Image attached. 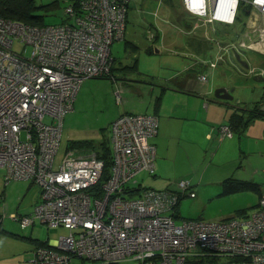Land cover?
<instances>
[{
	"label": "built area",
	"instance_id": "1",
	"mask_svg": "<svg viewBox=\"0 0 264 264\" xmlns=\"http://www.w3.org/2000/svg\"><path fill=\"white\" fill-rule=\"evenodd\" d=\"M130 3L70 2L64 9L67 22L57 25L29 26L0 17V169L6 183L32 181L40 189V202L12 217L23 230L40 222L69 231L33 249L30 263L264 264V195L244 218L181 223L175 220L178 203L197 197L191 181L178 182L176 191L143 188L133 196L136 177L156 171L151 140L158 135L159 118L154 114H123L112 122L113 165L102 183L105 164L96 153L69 149L55 168L64 121L82 84L112 73V46L124 39ZM182 3L202 25H235L241 4L250 7L249 21L264 17V0ZM219 59L207 63L209 73ZM250 72L264 76L263 68ZM209 73L198 78L206 83ZM117 99L122 100L119 92ZM215 131L221 140L234 136L228 124Z\"/></svg>",
	"mask_w": 264,
	"mask_h": 264
},
{
	"label": "rangeland",
	"instance_id": "2",
	"mask_svg": "<svg viewBox=\"0 0 264 264\" xmlns=\"http://www.w3.org/2000/svg\"><path fill=\"white\" fill-rule=\"evenodd\" d=\"M54 2L59 4L57 10L46 11L45 8L39 10L47 25L62 23V19L65 18L64 9L68 5V1L36 0L38 6L44 7ZM137 2L140 3V0H137ZM157 5L158 0H147L136 11L130 13L127 34L130 32H138L139 34L135 43L139 48L136 53L130 48L126 50L125 38L116 41L112 46V56L120 59L115 63V68H119L114 70L115 74L128 72V68L122 70L121 68L130 66V62L137 58L139 71L154 76V80L157 82L148 78V76L143 77L140 72L122 74L127 77L120 80L90 79L85 81L80 88L81 96L77 97L74 111L65 118L60 150L55 157V168L60 165L66 151L72 149V147L94 146L96 151H100L102 144L110 142L111 124L119 113L131 111L135 112L134 114H152L161 110L162 100H164L162 104L164 108L161 110V117H159V120H161L164 117L163 112L176 108L174 95L177 94L172 88H180L178 84L173 83L171 85L161 79L173 78L180 71V79L184 80L190 77L189 84H193V89L185 91L180 101L188 108L187 119L184 120L182 117L172 119L168 132L165 133L162 130L160 136L151 140L156 147V152L158 151L159 161L156 158L154 175L142 172L136 177L137 188L176 191L178 190V182L182 180L191 181L195 186L197 197L182 199L175 219L177 223L187 219L220 221L233 217L244 218L256 211L260 200L259 193L253 190H242L234 194L222 195V182L230 176H234L238 180H253L260 185L264 194V148H257L256 146L255 149L250 151V146H247L246 150L241 151L238 148H230L219 153L216 147L203 148L202 138L199 134L200 130L193 120H198L200 123L203 120L198 113H195L200 100L202 101V107L205 103V106L213 104L218 108L215 113L211 114V117L218 119L220 122L230 120L235 110L241 111L247 107L251 108L250 106L258 102L264 92V76H253L250 71L264 69V56L251 50H240L238 40L232 41V39H229L228 42H222L218 39L214 35V31L224 29V25H202V22H199V27H197L193 23L197 20L189 15V21H193L190 22V28L181 27L177 30L169 24L167 26L171 27L167 28L170 29L171 38L169 42L166 44L162 42L163 45L158 46L161 48L160 53L147 54L148 43L144 38V33H150L147 30L150 27V17H147V13L154 10ZM162 11L163 9L160 10L163 14ZM155 18L160 23L163 21L158 10ZM260 23L261 21L258 20L253 24L257 27V25L260 26ZM218 32L220 37L224 35L222 31ZM228 32L229 36L226 37L240 35V32L234 35L231 31ZM198 35L200 39L204 40V52L198 49L201 51L199 52L194 44L192 45ZM230 41L231 43H229ZM260 41L259 38L256 40V42ZM194 43L196 42L194 41ZM233 46L237 47L236 50L231 49ZM15 49L21 52L23 49L22 44L17 41ZM236 53H240V58L231 57ZM219 57L222 59L217 62V67L209 73L207 63L216 64V59ZM198 62L197 68H193ZM200 66H206V69L199 68ZM206 72L209 74L208 82L205 83L198 78V74ZM141 77L144 79L139 80ZM157 84L161 85L156 86ZM219 88L227 89L233 99L218 100L215 93ZM117 92L121 95V101L117 99ZM157 101L161 107H159V104L157 105ZM179 114L183 113L180 112ZM228 114H230L229 117ZM261 143L263 144V142ZM157 165L161 171L157 170ZM3 174H5V170L1 169L0 178L3 177ZM29 186L31 188L27 193ZM6 187V194L0 198L2 206L0 215L3 219H7V223L16 228L18 227L21 232L30 233V228L22 230L10 213L18 207L21 199L24 198V195H20V191H23V194L27 193V197L31 199L33 194L37 195V191L40 190L39 187L30 181H12ZM33 207L28 205L23 208L32 210ZM5 208H7V211ZM68 233L69 231L63 227L48 229L45 225L37 222L34 235L40 239L53 241L61 236L68 235ZM30 258L31 254H23V264H29ZM75 264L104 263L77 259ZM120 264L133 263L124 262Z\"/></svg>",
	"mask_w": 264,
	"mask_h": 264
},
{
	"label": "crops",
	"instance_id": "3",
	"mask_svg": "<svg viewBox=\"0 0 264 264\" xmlns=\"http://www.w3.org/2000/svg\"><path fill=\"white\" fill-rule=\"evenodd\" d=\"M143 2H147V0H140V3H138L137 0H132L130 3L129 9H128V13H127L126 32H125V36H124V38L126 39L125 48H126V50L130 48L132 51H134V53H136V51L139 49L135 44L137 41V36H139V34H138V32H130L129 34H127V29L129 27L128 18L130 16V13L133 11H136L140 7V5L143 4ZM161 9H163V11H162L163 14L160 12ZM157 10L159 11V15L161 14V19L163 20V21H161L162 24L159 22V20H156V18H155L157 15ZM147 17L148 18L150 17V27L147 29L148 31H150V33H148V32L144 33V38L148 43V48H146L147 54H152L154 52L160 53L161 48H159L158 46L163 45V43L166 44L169 42V40L171 38L170 33H169L170 29L169 30L167 29V28H171V27H167V26H169V24H171L172 27H174L178 30L181 27L190 28L191 23L193 22V21H189L188 14L184 10L182 0H158L157 7L154 10H150L147 13ZM242 19H243V17L240 18V20L238 22L239 25L237 27H234L233 29L228 30V31H231V33H233V35L240 32V35L239 36L236 35V36L228 37V38L232 39V41L238 40L239 41L238 43L244 42L247 45V47L241 48L240 50H242V49L243 50H245V49L251 50L253 52H256V53L264 56V17L260 16L259 21H261V23H260V26L257 25V27H255V25L253 24L254 19L250 20V21L247 18H245L244 20H242ZM240 22L244 23V25L240 24ZM193 23L197 27H199L198 21L193 22ZM218 31H220V30H218ZM215 32L216 31H214V33ZM227 35L229 36V33ZM258 38L261 39L260 42H256V40ZM194 41L196 43H194ZM194 41L192 42V45L194 44V46L197 50L201 49V51H203L204 40L202 38L200 39V37L198 35L197 39ZM226 42H228V41H226ZM229 43H231V41ZM198 51L201 52L200 50H198ZM218 51H219V48H218ZM241 53H242V51H241ZM218 55H219V52H218ZM232 56L240 58V53H236L234 55H231V57ZM113 58H114L113 66L115 69V63L117 61H120V59L118 57H113ZM130 63H131V66L136 65V71H137V73H139L140 71H139L138 59L135 58L134 61L132 60ZM198 64H199V62L196 63L193 68H197ZM131 73H133V72H131ZM122 74H123L122 72L118 73V74H114L115 75L114 80H120V79L127 77V76H124ZM141 74H143V73H141ZM180 74H181V72L179 71L176 74V76H174L173 78H162L161 79L164 82H169V81L173 80V81H175L174 82L175 84H178L180 86V88H172V90L175 92V94L178 95V96L174 95V101H176L174 105L176 106V108L166 110L165 112H163L164 117L161 118V120H159V132H158L157 137L160 136V134L162 133V130L165 131V133L168 132V129L170 127V123H171L172 119H178V117H182V119H184V120L187 119L186 115L188 112V108H187V106H185V104L184 105L181 104L180 101H181V96L183 94H185V91H187L188 89L189 90L193 89V86H192L193 84H189V78L190 77L188 79L186 78L184 80H181ZM201 74H204V73H199L198 76ZM142 76L143 77L148 76V78H151L152 80H154V76H150V75H146V74H143ZM141 79H144V78L141 77L139 80H141ZM256 79H258V78H256ZM127 80H129V79H127ZM154 81L157 82L156 80H154ZM158 85H161V84H157L156 86H158ZM78 96H81V91L79 92ZM163 101L164 100H162V104H163ZM178 103H180V104H178ZM75 104H76V102H75ZM162 104H161V106H162L161 110L164 108V105H162ZM161 106H159V107H161ZM250 107H252V106H250ZM74 109H75V105H74ZM161 110H158L157 112L152 113V114L156 115L159 118V117H161V115H160L162 112ZM216 110H218V108L213 104L205 106V103H204L203 107H202V101L200 100L199 106L197 107V109L195 111V113H198V115L200 117H202V119H203L201 123L198 120H195V119L193 120V122H195V124H196V127H198L200 130L199 134H200V137L202 138L203 148H207V147L208 148H211V147L214 148V147H216V150L218 153L220 151L228 150L230 148L231 149L232 148L233 149L238 148L239 150L242 151V150H246L247 146H250V149H249L250 151L252 149H255L256 146H257V148H264V120L263 119H259V120H256V121H253L252 123H250L249 126H247L246 131L243 133V135L241 137L238 135H235L232 138H225V139L221 140L217 136L216 131L214 133L212 132V129H213L212 127L215 125H217L216 127H218L219 125L227 124L229 122V120L227 122H220L218 119L211 117V114L215 113ZM262 110L264 111V107H262ZM180 112H182L183 114H179ZM238 112L242 113L241 111H238ZM134 113L135 112L126 111L124 113H119L117 117H119L120 115H123V114H134ZM234 113L235 112H233V114ZM229 115L230 114H228V117H229ZM218 123H220V124H218ZM210 127H211V129H210ZM63 132H64V130H63ZM165 135H167V134H165ZM261 142H263V144ZM156 155H157L156 158L159 161L158 151L156 152ZM157 170L161 171L159 166L157 167ZM4 176H5V174H3V177H2L3 181H2V178H0V198L6 194V188H7L6 186L11 183V182L6 183ZM229 178H235V177L230 176L228 178H225V180L229 179ZM241 181L255 182L253 180H241ZM23 182H28V181H23ZM30 182H32V181H30ZM255 183H257V182H255ZM136 187H137V185H136ZM30 188H31L30 186L27 188V193L30 191ZM165 190H167V189H165ZM201 192H203V191H201ZM261 192H262V190H261ZM27 193L23 194V191H20V195H24V198L21 199V203L18 205V207L10 213L11 217L13 214L21 213V211L27 210V208H23V207H27L28 205H31L33 207L35 204L40 202V190H39V192L37 191V195L33 194V197H31V199H29V197H27ZM22 205H25V206H22ZM8 207L10 208V206H8ZM21 208H23V209H21ZM5 209L7 211V208H5ZM1 213H2V206L0 204V214ZM3 216H5V214H3ZM0 218H1L0 219V264H23L22 255L26 254V253L30 254L32 252V250L35 249V247H37V243L39 241H42V242L49 241V243L52 242V240L40 239L39 237L34 235L35 226L37 224H35V226L33 228H30V230H31L30 233H23V232H21V230L18 227L16 228L15 226H12L11 224L7 223L6 218L3 219L1 215H0ZM29 264H31V263H29Z\"/></svg>",
	"mask_w": 264,
	"mask_h": 264
},
{
	"label": "trees",
	"instance_id": "4",
	"mask_svg": "<svg viewBox=\"0 0 264 264\" xmlns=\"http://www.w3.org/2000/svg\"><path fill=\"white\" fill-rule=\"evenodd\" d=\"M67 1L68 3H70V2H77L79 0H67ZM43 8H45L46 11L57 10V8H59V4L57 2H54L44 7V6H38L36 3V0H0V17L5 20L15 21V22L23 23L29 26H45L47 24L44 21V16L42 15V13L39 12V10H43ZM249 8H250L249 6L247 7L245 4H241L240 13H239L236 24L233 26L224 25L225 26L224 29H219L220 31H222V34H224L223 36L220 37L219 32L216 30H215L216 32L214 33V35H216L218 39H221L223 42L229 41V38L226 37L229 32L226 30L237 27L239 25L238 22L241 17H243L242 20H244L245 18H248L249 12H250ZM66 22H67V19L63 18L62 23H66ZM240 24L244 25V23H241V22ZM127 68L129 69L128 72H122L123 74L125 73L129 74L131 72L137 73L136 65L122 67L121 70L127 69ZM199 68L206 69V66H200ZM115 69H119V68H115ZM115 69L113 66L111 75L109 77L100 78V79L114 80V76H115L114 70ZM174 82L175 81L172 80L166 83H170L172 85ZM158 104L159 102L157 101V105ZM263 106H264V92H263L261 99L258 102H255L251 108L247 107L245 109H242L241 110L242 113H239L238 110H235V113L232 115L231 119L227 123L232 129L234 136L238 135L241 137L243 133L246 131L247 126H249V124L252 123L253 121H256L259 119L264 120V111L262 110ZM72 149L79 150L82 153H96L97 157L103 160L105 164L103 176L101 178L100 183L107 180V178L109 177L111 173V169L113 165V157H112L110 142L108 144H102L100 151H96L94 149V146L92 147L76 146V147H72ZM237 180L238 179L236 178H229V179L224 180L222 183V186H223L222 195H230V194H234L239 191H242V190H253L259 193L260 198L263 196V193L261 192V187L258 183L251 182V181H241V180L237 181ZM138 192H139V188L133 189L132 191L133 196L138 195ZM181 201L178 203V206L180 205ZM17 223L20 226V223L19 222ZM48 244H49V241H45V242L39 241L37 243V247L39 246L47 247Z\"/></svg>",
	"mask_w": 264,
	"mask_h": 264
},
{
	"label": "water",
	"instance_id": "5",
	"mask_svg": "<svg viewBox=\"0 0 264 264\" xmlns=\"http://www.w3.org/2000/svg\"><path fill=\"white\" fill-rule=\"evenodd\" d=\"M244 64L247 66L246 63ZM215 97L218 100H232L233 99L229 91L225 88H219L218 90H216Z\"/></svg>",
	"mask_w": 264,
	"mask_h": 264
},
{
	"label": "bare ground",
	"instance_id": "6",
	"mask_svg": "<svg viewBox=\"0 0 264 264\" xmlns=\"http://www.w3.org/2000/svg\"><path fill=\"white\" fill-rule=\"evenodd\" d=\"M61 24H63V23H61Z\"/></svg>",
	"mask_w": 264,
	"mask_h": 264
}]
</instances>
